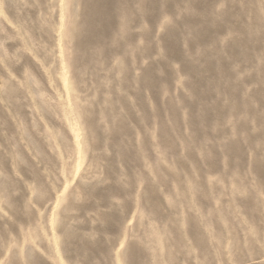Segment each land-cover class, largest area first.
I'll return each instance as SVG.
<instances>
[{
	"label": "rangeland",
	"instance_id": "374dc122",
	"mask_svg": "<svg viewBox=\"0 0 264 264\" xmlns=\"http://www.w3.org/2000/svg\"><path fill=\"white\" fill-rule=\"evenodd\" d=\"M0 264H264V0H0Z\"/></svg>",
	"mask_w": 264,
	"mask_h": 264
}]
</instances>
